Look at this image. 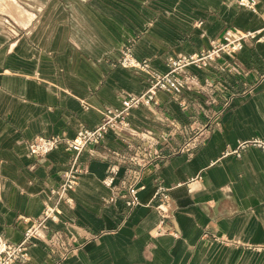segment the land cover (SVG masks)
<instances>
[{"label": "crops", "instance_id": "obj_1", "mask_svg": "<svg viewBox=\"0 0 264 264\" xmlns=\"http://www.w3.org/2000/svg\"><path fill=\"white\" fill-rule=\"evenodd\" d=\"M254 1L0 0V231L15 242L19 216L57 202L48 191L72 156L63 145L31 156L28 142L95 127L105 107L147 87V74L118 64L124 45L164 72L169 57L227 28L259 37L186 68L190 89L157 91V104L130 109L131 130L85 147L71 203L57 202L59 220L47 222L50 241L12 264H264V150L224 155L264 139V0ZM65 237L78 249L63 259Z\"/></svg>", "mask_w": 264, "mask_h": 264}, {"label": "built area", "instance_id": "obj_2", "mask_svg": "<svg viewBox=\"0 0 264 264\" xmlns=\"http://www.w3.org/2000/svg\"><path fill=\"white\" fill-rule=\"evenodd\" d=\"M237 3L254 10V0H237ZM257 34L258 31H242L235 28H227L223 32L220 41L211 40L205 48L196 53L188 55L178 54L169 57L167 70L164 72L155 71L147 60L135 58L132 54L131 45H124L120 51L118 64L121 67L137 69L148 75V84L142 93L138 95L127 94L121 98L119 107H105L101 111V120L98 125L92 128L82 127L71 138L58 134L36 136L27 144L28 154L39 158L45 157L61 145L72 153L71 163L62 173L63 180L58 187L49 189V198L55 197L57 202L65 201L71 203L68 192L74 189L78 175L81 172V169L77 165L78 155L85 147L97 144L109 131L121 133L131 130L127 120L130 109L141 105L150 106L151 104H157L156 93L159 90L179 94L184 89H190L194 84V77L184 71L186 68H204L222 56L233 58L242 48L245 40L259 39ZM252 90L253 88L251 87L248 92ZM248 145L264 150V139L254 138L240 142L234 149L224 152V155L239 156L240 151ZM136 191V188H130V194L132 196V200L129 202L130 206L137 203ZM164 191V188L158 187L156 195L165 199L166 195ZM57 202L52 205L45 204L36 217H18L22 222L26 223L20 241H11L0 231V264L26 261L29 259V245L50 241L46 236L47 222H57L59 220L61 210ZM157 208H161V204L157 205ZM60 247L62 249L63 259L78 249L74 245V239L72 237H65V239L60 241Z\"/></svg>", "mask_w": 264, "mask_h": 264}]
</instances>
